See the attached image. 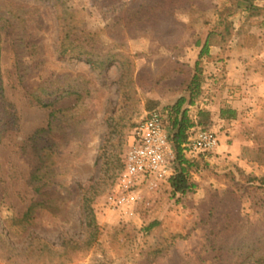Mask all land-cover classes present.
Here are the masks:
<instances>
[{
    "label": "rangeland",
    "instance_id": "obj_1",
    "mask_svg": "<svg viewBox=\"0 0 264 264\" xmlns=\"http://www.w3.org/2000/svg\"><path fill=\"white\" fill-rule=\"evenodd\" d=\"M225 1L65 0L72 12L75 32H95L101 50L123 52L131 58L132 67L139 73L136 98L124 105L121 87L125 80L121 79L123 69L119 62L111 63L105 73L75 54H60L63 24L61 9L56 5L59 0H0V76L14 121L0 145V264L34 261L25 253H10L1 242L4 237L16 252L25 249L35 237L54 244L64 236L84 237L80 183L98 179L103 191L94 208L101 225V244L81 259L65 256V264H94L103 252L109 264H229L236 255L227 249L231 244L264 239V184L257 178L264 175L262 10L235 12L230 16L231 32L219 34V42L212 47L233 49L243 68L233 84L224 81L222 75L215 84L219 88L230 85L231 93L247 97L243 161L235 163L229 156L197 160V189L174 197L168 178L155 184L146 181L142 185L149 202L146 207L116 209L106 203L118 176L114 181L108 177L114 164L108 168L99 157L101 145L112 134L109 120L116 118L119 131L113 138L117 146L124 138L125 153L133 125L153 109L148 106L149 98L163 107L174 102L186 88L198 58L196 40L210 27V20L216 18V10ZM256 2L264 5V0ZM229 53L225 52L219 60H225ZM211 58H202V66ZM71 74L89 80L85 84L91 93L81 99L76 94L68 95L57 105L73 107L79 113L81 120L71 129L81 131L82 136L61 154V173L52 180L37 181L32 173L38 160L28 142L38 128L48 123L51 108L37 103L30 92L43 84L52 89L54 99L59 96L54 90L68 85ZM77 82L80 79L72 80ZM210 87H206L203 104L211 102ZM54 182L67 195L71 193L66 214L54 216L45 210L37 215L29 231L12 233L8 220L21 215L39 198V189ZM155 220L159 223L148 231L146 227ZM217 240L226 243L222 257L214 249Z\"/></svg>",
    "mask_w": 264,
    "mask_h": 264
},
{
    "label": "trees",
    "instance_id": "obj_2",
    "mask_svg": "<svg viewBox=\"0 0 264 264\" xmlns=\"http://www.w3.org/2000/svg\"><path fill=\"white\" fill-rule=\"evenodd\" d=\"M257 0H226L222 8L216 10L218 13L215 19L210 20V27L206 29L203 36H199L196 40L199 46L198 58L194 62V71L186 84L184 91L177 99L163 107L156 106L158 101L149 98V107L153 111H160L166 116V122L170 127L174 141L175 158L172 161L173 173L169 176L172 196L186 194L190 191H195L198 187V182L195 180V172L199 170V163L196 159L190 158L184 151V144L187 141L191 129L195 125H207L213 127L214 114L206 104L205 100L206 87L210 75L205 67L201 64V59L210 57L212 47L217 45V36L223 33H230L233 21L230 16L240 9L248 11H264V5H260ZM59 4V5H58ZM60 4L62 6H60ZM60 10V20L63 24L62 34L60 36V54H75L80 59H83L91 65L104 71L109 65L114 62H119L122 66L123 73L122 83V100L124 105L131 103L136 98L135 83L137 76L135 68L132 67V61L129 56H125L123 52L114 50H101L97 44L96 33L84 30L83 33L75 32L73 25L74 19L70 7L66 5L65 0H59L56 4ZM95 33V34H94ZM174 63H178L172 61ZM0 70H1V53H0ZM74 76V77H73ZM73 79H80L82 82L72 83ZM69 84L63 88L54 90L59 92V96L52 99V89L41 84L33 89L30 93L33 99L46 107H50V116L48 123L45 126L38 128L29 138L28 145L31 144L34 154L37 157L38 163L33 170L32 178L37 181L52 180L61 173V154L72 143V141L81 138V131L71 129L72 125L81 120L78 112H74L73 107L58 106L57 103L63 97L76 94L77 98L81 99L84 95L91 93L90 89L85 84L87 80L80 74H71L67 80ZM205 102V101H204ZM156 104V105H155ZM156 106V107H155ZM72 111V112H71ZM237 109L232 106H224L221 109L223 118H231L237 116ZM13 110L9 98L6 95L4 83L0 76V145L6 139L10 124L13 121ZM109 120V133L105 142L101 145L99 157L103 159V165L109 166L114 164L113 173H109L108 177H112L114 181L118 173L124 166V150L123 141L117 146L113 134L119 131L116 118ZM115 121V122H114ZM137 123L133 125L135 127ZM131 132V131H130ZM131 134V133H130ZM125 154V153H124ZM203 158L207 159L210 157ZM107 168V169H108ZM106 172V169L104 170ZM106 175V174H104ZM105 178V177H103ZM264 184V175L257 177ZM100 179L91 180L86 184L80 183V213L81 219L85 228L84 237L64 236L58 244H54L41 238H32L24 249L16 252V248L11 245L9 239L2 238V244L7 250L15 254L25 253L30 258H33V264H65L63 258L71 255L74 259H81L91 251V249L99 244L102 234L101 225L94 208V202L102 193ZM75 192L74 190L71 191ZM39 198L33 200L26 210L21 215H14L8 220V228L15 235H21L30 230L38 214L43 211H49L54 216L65 215L66 208L71 196L65 193V190L60 188L57 183L44 186L39 189ZM158 221L151 222L146 229L149 231ZM264 240V239H263ZM258 237L254 242L245 244H231L229 251L235 255V258L229 264H243L247 261L264 264V242ZM226 243L216 241L214 249L218 252L217 256L222 257ZM94 264H109L106 253L96 259ZM241 261H243L241 263ZM223 262V261H222Z\"/></svg>",
    "mask_w": 264,
    "mask_h": 264
},
{
    "label": "built area",
    "instance_id": "obj_3",
    "mask_svg": "<svg viewBox=\"0 0 264 264\" xmlns=\"http://www.w3.org/2000/svg\"><path fill=\"white\" fill-rule=\"evenodd\" d=\"M221 144L218 130L207 125H195L184 144V151L196 160L203 159V156L223 157ZM174 158V141L166 116L160 111H153L135 126L129 136L124 166L106 198L108 207L148 206L142 191L143 183L149 181L155 184L158 180L169 178L173 173Z\"/></svg>",
    "mask_w": 264,
    "mask_h": 264
},
{
    "label": "crops",
    "instance_id": "obj_4",
    "mask_svg": "<svg viewBox=\"0 0 264 264\" xmlns=\"http://www.w3.org/2000/svg\"><path fill=\"white\" fill-rule=\"evenodd\" d=\"M212 48L211 59L205 60V67L210 75L205 87L211 85V102L206 104L210 109H212L214 114V124L213 128L220 132L221 136V150L223 153V158L229 156V160L235 163L243 161V152L246 144V135L243 130L245 117L244 106L246 105L247 97L242 95H236L230 92V85L226 88H219L215 86L221 79L218 77L222 75L224 81H228L229 84H233L237 77L240 78L242 65L238 62L235 57L233 49L227 50L226 47L221 48V46ZM225 60H219L223 54L226 52ZM222 52V53H221ZM221 53V55H219ZM209 57V58H210ZM237 64H240V68H237ZM235 82V81H234ZM224 106H232L237 109V116L231 118H223L221 116V109Z\"/></svg>",
    "mask_w": 264,
    "mask_h": 264
}]
</instances>
